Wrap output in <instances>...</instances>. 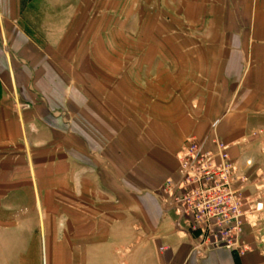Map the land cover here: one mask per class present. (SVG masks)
I'll list each match as a JSON object with an SVG mask.
<instances>
[{
  "label": "crops",
  "instance_id": "1",
  "mask_svg": "<svg viewBox=\"0 0 264 264\" xmlns=\"http://www.w3.org/2000/svg\"><path fill=\"white\" fill-rule=\"evenodd\" d=\"M213 139L264 200V0H0V264H264L164 209Z\"/></svg>",
  "mask_w": 264,
  "mask_h": 264
},
{
  "label": "built area",
  "instance_id": "2",
  "mask_svg": "<svg viewBox=\"0 0 264 264\" xmlns=\"http://www.w3.org/2000/svg\"><path fill=\"white\" fill-rule=\"evenodd\" d=\"M212 145L209 150L204 143L187 141L178 156V179L164 184L163 206L176 214L177 227L190 235L198 253L224 248L245 256L252 250L245 227L264 215V200L250 195L249 180L228 146L219 139ZM245 167L252 168L253 161L246 160Z\"/></svg>",
  "mask_w": 264,
  "mask_h": 264
}]
</instances>
